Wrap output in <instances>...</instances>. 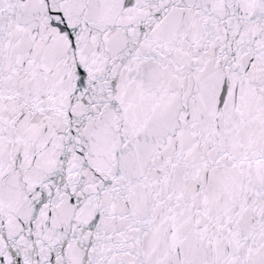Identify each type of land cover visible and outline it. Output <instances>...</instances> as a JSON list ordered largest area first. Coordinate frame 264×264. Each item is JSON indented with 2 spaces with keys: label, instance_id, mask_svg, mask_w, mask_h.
I'll list each match as a JSON object with an SVG mask.
<instances>
[{
  "label": "snow or ice",
  "instance_id": "1",
  "mask_svg": "<svg viewBox=\"0 0 264 264\" xmlns=\"http://www.w3.org/2000/svg\"><path fill=\"white\" fill-rule=\"evenodd\" d=\"M0 264H264V0H0Z\"/></svg>",
  "mask_w": 264,
  "mask_h": 264
}]
</instances>
